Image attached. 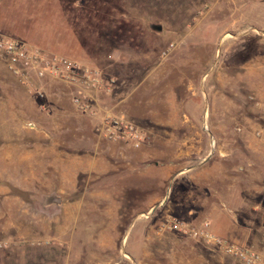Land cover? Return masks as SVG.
<instances>
[{"label": "rangeland", "instance_id": "obj_1", "mask_svg": "<svg viewBox=\"0 0 264 264\" xmlns=\"http://www.w3.org/2000/svg\"><path fill=\"white\" fill-rule=\"evenodd\" d=\"M0 34L101 79L83 111L77 86L0 53V264H241L174 221L264 256V165L240 138L264 114L236 83L264 53V0H0Z\"/></svg>", "mask_w": 264, "mask_h": 264}, {"label": "built area", "instance_id": "obj_2", "mask_svg": "<svg viewBox=\"0 0 264 264\" xmlns=\"http://www.w3.org/2000/svg\"><path fill=\"white\" fill-rule=\"evenodd\" d=\"M0 53L6 59L8 69L20 78L32 75L35 78H54L77 86L72 95L73 104L80 110L89 109V103L83 92L98 87L101 83L98 72L61 55H50L30 48L22 42L0 34ZM102 131L108 138L133 140L137 143L140 133L128 121L120 116L104 114ZM182 230L189 237L206 246L216 248L221 253L234 258L241 264H264V256L257 251L236 245L213 233L208 222L202 221L196 226H185L177 222L169 225Z\"/></svg>", "mask_w": 264, "mask_h": 264}, {"label": "crops", "instance_id": "obj_3", "mask_svg": "<svg viewBox=\"0 0 264 264\" xmlns=\"http://www.w3.org/2000/svg\"><path fill=\"white\" fill-rule=\"evenodd\" d=\"M251 7L253 6L250 5L248 8L247 20L253 23L254 8ZM249 25L250 24H248V26ZM236 83L242 84L249 91L250 95L255 100L256 109H259L264 114V53L248 57V59L242 63L240 71L236 74ZM247 125L249 129L247 130L246 128L241 133L240 138L245 140L249 148V154L264 165V116L260 123L252 120L248 122ZM255 131L256 135L254 134ZM88 167L89 169L95 170L94 164H90ZM109 215L111 219L116 220L115 213H110ZM111 225H113V223ZM114 240L115 232L110 231L105 236H102L100 233L94 241L98 249H111ZM133 249L132 246L128 249L129 254L132 253Z\"/></svg>", "mask_w": 264, "mask_h": 264}, {"label": "water", "instance_id": "obj_4", "mask_svg": "<svg viewBox=\"0 0 264 264\" xmlns=\"http://www.w3.org/2000/svg\"><path fill=\"white\" fill-rule=\"evenodd\" d=\"M155 29H156V30H159V29H160V27H159V26H155ZM155 206H156V205H155Z\"/></svg>", "mask_w": 264, "mask_h": 264}]
</instances>
